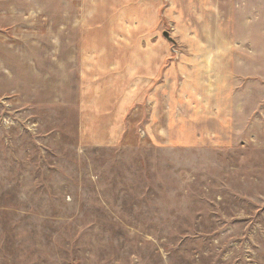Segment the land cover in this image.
Returning a JSON list of instances; mask_svg holds the SVG:
<instances>
[{
  "label": "rangeland",
  "instance_id": "1",
  "mask_svg": "<svg viewBox=\"0 0 264 264\" xmlns=\"http://www.w3.org/2000/svg\"><path fill=\"white\" fill-rule=\"evenodd\" d=\"M0 264H264V0H0Z\"/></svg>",
  "mask_w": 264,
  "mask_h": 264
}]
</instances>
